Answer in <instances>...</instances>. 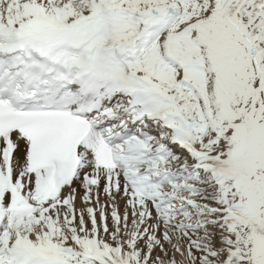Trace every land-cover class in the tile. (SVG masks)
I'll use <instances>...</instances> for the list:
<instances>
[{
	"label": "snow or ice",
	"instance_id": "snow-or-ice-1",
	"mask_svg": "<svg viewBox=\"0 0 264 264\" xmlns=\"http://www.w3.org/2000/svg\"><path fill=\"white\" fill-rule=\"evenodd\" d=\"M0 264H264V0H0Z\"/></svg>",
	"mask_w": 264,
	"mask_h": 264
}]
</instances>
